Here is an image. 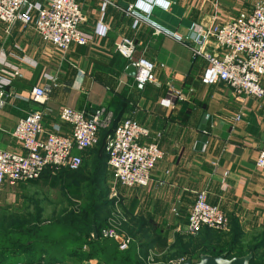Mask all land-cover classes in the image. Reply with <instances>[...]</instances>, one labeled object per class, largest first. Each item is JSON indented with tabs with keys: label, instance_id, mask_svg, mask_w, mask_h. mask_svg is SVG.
<instances>
[{
	"label": "crops",
	"instance_id": "obj_1",
	"mask_svg": "<svg viewBox=\"0 0 264 264\" xmlns=\"http://www.w3.org/2000/svg\"><path fill=\"white\" fill-rule=\"evenodd\" d=\"M108 1L101 11L102 0H77L79 29L91 39L65 53L43 43L31 27L0 23V71L6 92L0 108V151H20L12 131L30 113L45 110L43 139L54 126L60 135H69L67 125L57 118L62 108L86 116L104 108L117 125L133 118L152 135L161 134L163 157L148 187L122 188L111 172L105 178L125 215L160 246L190 236L186 219L194 195L202 191L231 227L264 231V173L255 167L264 137V101L236 99L221 83L201 85L205 63L193 61L188 47L173 38L186 36L192 25L232 21L250 12L257 0ZM31 2L44 5L47 0ZM137 2L148 8L134 9L141 17L138 22L125 12ZM124 38L133 41L134 59L154 66L143 92L125 75L128 63L115 52ZM208 50L215 51L212 46ZM261 85L264 89V78ZM34 88L50 89L44 104L29 99ZM169 89L180 92L184 100L165 109L159 101Z\"/></svg>",
	"mask_w": 264,
	"mask_h": 264
},
{
	"label": "built area",
	"instance_id": "obj_2",
	"mask_svg": "<svg viewBox=\"0 0 264 264\" xmlns=\"http://www.w3.org/2000/svg\"><path fill=\"white\" fill-rule=\"evenodd\" d=\"M144 4L137 2L125 12L138 22L141 17L134 13V9L145 11L148 8ZM153 4H159V1ZM108 5V0H102L101 11ZM151 7L149 5L150 10ZM81 22L82 15L77 0H47L44 5L31 0H0V23L8 27L16 24L31 27L43 43L61 53H65L71 46L83 47L89 44L90 36L79 29ZM155 32L161 31L155 29ZM173 38L188 47L193 61L205 63L206 67L200 78L201 85L210 87L221 83L236 99L264 101V89L261 85L264 78V0H257L250 12L241 13L225 24L212 22L207 27L192 25L186 36ZM210 46L215 51H209ZM115 52L136 68L134 87L138 92H143L152 81L153 64L134 59V44L127 38L115 45ZM1 75L0 71V108L6 97ZM49 91L47 88H34L29 99L44 104ZM183 100L184 95L169 89L159 105L169 109ZM44 113L45 110L33 112L17 121L11 136L20 146L18 153L0 151V197L5 187L35 181L45 171H77L81 164L80 154L93 149L99 130L107 128L112 120L111 114L104 108L94 110L90 116L62 108L57 118L60 123L67 125L69 135H60L58 127L54 126L42 139ZM160 138V133L152 135L133 118H126L115 127L106 143L105 153L106 168L111 172L116 185L126 189L148 187L150 175L163 157L159 147ZM255 167L264 173V137ZM111 193L110 198L116 199V212L111 214L106 227L99 234L102 238L114 240L120 250H125L130 239L119 229L124 221L117 212L116 195ZM227 224L223 212L208 203L204 191L194 195V202L186 219L188 235L193 236L203 228L223 232ZM181 262L183 261L175 264Z\"/></svg>",
	"mask_w": 264,
	"mask_h": 264
},
{
	"label": "trees",
	"instance_id": "obj_3",
	"mask_svg": "<svg viewBox=\"0 0 264 264\" xmlns=\"http://www.w3.org/2000/svg\"><path fill=\"white\" fill-rule=\"evenodd\" d=\"M110 125L108 129L99 130L98 134L100 133L101 136L97 148L87 150L90 151L91 163L88 162L80 168L79 179L73 177L78 170L74 172L62 170L72 175L65 181L67 185L77 178L78 182L88 186L89 195L85 199L87 203L85 210L79 211L78 214H66L47 221L40 222L34 218L19 226L0 227V259L4 257L7 260L16 252H26L31 259H27L25 261L27 263L15 264H67L64 262L66 258L73 261L70 264H87L88 262L147 264L150 256L153 257L155 264L158 262L168 264L171 261L186 259L198 262L201 255L217 257L226 254L227 258L231 259L251 253L250 264H264V233L258 242L250 246L249 242L241 241L243 232L234 226L231 227L233 232L230 236L220 235L203 228L197 236H178L172 244L160 246L157 239L144 227L126 216L127 219L119 228L130 236L125 250H120L118 243L114 240L102 238L99 233L106 227L111 214L115 212L112 204L110 206L101 203L97 183L100 177H104V170H106V143L117 126L113 116ZM75 199L81 201L84 197L77 195ZM92 224L98 234L96 240L91 235ZM258 252L260 255H257Z\"/></svg>",
	"mask_w": 264,
	"mask_h": 264
},
{
	"label": "rangeland",
	"instance_id": "obj_4",
	"mask_svg": "<svg viewBox=\"0 0 264 264\" xmlns=\"http://www.w3.org/2000/svg\"><path fill=\"white\" fill-rule=\"evenodd\" d=\"M110 126L111 125L105 129L110 128ZM100 136L101 134L99 133L97 143L92 150L97 148ZM89 153L90 151H85L80 154L81 164L78 171L73 174V177H77L79 179L80 168L91 161ZM102 163L104 164V159L102 160ZM107 172L110 171L106 168V170H104V177H100L97 183L101 194V203L103 205L107 204L110 206L112 204L114 207L116 199L114 200V198H110L112 191L105 179L106 174H108ZM69 176L72 175L66 174L64 171H59L57 173L45 171L40 178L35 181H28L18 183L12 187H5L0 197V227L7 228L10 225L19 226L22 223H27L34 218L40 222L47 221L66 214H78L79 211L85 210L87 207L85 199L89 195L87 192L88 186L86 184H81L80 181L78 182L77 178L73 179L71 184L67 185L65 181L69 179ZM77 195L83 196L84 199L81 201L76 200L75 196ZM114 209L116 212V208ZM124 211L125 210L123 209L121 203L118 202L117 212L123 218V221L127 219ZM226 227L225 231L217 233L220 235L230 236L233 230H231L232 228L229 224H227ZM202 230L203 229L194 234L192 237L197 236L200 232H202ZM242 232L243 238L241 241L249 242L250 246H253L256 242H258L261 238L260 236L264 233V231L257 230ZM124 234L130 237L128 233L125 232ZM175 240L176 237L168 245L172 244ZM178 245L182 248L180 244ZM83 250H85V248H83ZM257 255H260V252H258ZM27 259H31L29 253L16 252L11 255V257H8L7 260L4 259V257L1 258L0 264H15L18 262L27 263L25 262ZM66 261L67 264L73 262L70 258H66L64 262ZM179 261L181 260L171 261L168 264H175ZM93 263L97 264L96 262H92V264ZM148 263L155 264L153 257L150 256L148 258L147 264ZM157 264L162 263L158 262Z\"/></svg>",
	"mask_w": 264,
	"mask_h": 264
},
{
	"label": "water",
	"instance_id": "obj_5",
	"mask_svg": "<svg viewBox=\"0 0 264 264\" xmlns=\"http://www.w3.org/2000/svg\"><path fill=\"white\" fill-rule=\"evenodd\" d=\"M124 73L129 78H134L136 75V68L128 64L127 67L125 68ZM91 235L94 240L98 238L97 231L93 224L91 225ZM251 260H252L251 253L243 257H234L231 259H228L226 254H222L217 257H212L209 255H201L199 257L198 262H192L190 259H186L185 261L178 264H250Z\"/></svg>",
	"mask_w": 264,
	"mask_h": 264
}]
</instances>
